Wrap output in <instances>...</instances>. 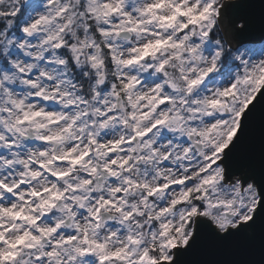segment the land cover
Masks as SVG:
<instances>
[{"label":"snow or ice","instance_id":"obj_1","mask_svg":"<svg viewBox=\"0 0 264 264\" xmlns=\"http://www.w3.org/2000/svg\"><path fill=\"white\" fill-rule=\"evenodd\" d=\"M0 264H264V0H0Z\"/></svg>","mask_w":264,"mask_h":264},{"label":"clouds","instance_id":"obj_2","mask_svg":"<svg viewBox=\"0 0 264 264\" xmlns=\"http://www.w3.org/2000/svg\"><path fill=\"white\" fill-rule=\"evenodd\" d=\"M14 2L17 3L19 7H23L25 4L28 3V0H14Z\"/></svg>","mask_w":264,"mask_h":264}]
</instances>
